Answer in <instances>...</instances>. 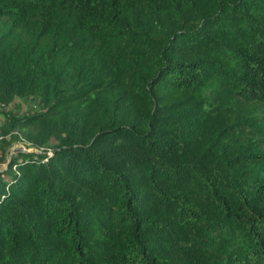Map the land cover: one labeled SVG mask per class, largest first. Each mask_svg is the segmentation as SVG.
Segmentation results:
<instances>
[{"label": "trees", "instance_id": "1", "mask_svg": "<svg viewBox=\"0 0 264 264\" xmlns=\"http://www.w3.org/2000/svg\"><path fill=\"white\" fill-rule=\"evenodd\" d=\"M0 135V264H264V0H0Z\"/></svg>", "mask_w": 264, "mask_h": 264}, {"label": "built area", "instance_id": "2", "mask_svg": "<svg viewBox=\"0 0 264 264\" xmlns=\"http://www.w3.org/2000/svg\"><path fill=\"white\" fill-rule=\"evenodd\" d=\"M15 133L18 134L19 136H22L18 132H15ZM5 137H6L5 135H0V140L5 138ZM30 145L31 144H29L25 138L20 137L19 139L14 141L13 146L10 148L12 150L10 151V149H9V156L11 157L12 155H14L19 150H21L23 152H28V151H33L36 153L42 152V150L40 148L30 147ZM49 153H51V152H49Z\"/></svg>", "mask_w": 264, "mask_h": 264}, {"label": "rangeland", "instance_id": "3", "mask_svg": "<svg viewBox=\"0 0 264 264\" xmlns=\"http://www.w3.org/2000/svg\"><path fill=\"white\" fill-rule=\"evenodd\" d=\"M16 103L19 105V107L22 109V111L27 110V109L30 107V105L28 104V102L23 101V100H21V99H18ZM11 150H12V149H10V151H11ZM7 155H8L9 160H10L11 157L9 156V151H8ZM8 162H9V161H8ZM8 162H7V163H8ZM6 165H7V164H6Z\"/></svg>", "mask_w": 264, "mask_h": 264}, {"label": "clouds", "instance_id": "4", "mask_svg": "<svg viewBox=\"0 0 264 264\" xmlns=\"http://www.w3.org/2000/svg\"><path fill=\"white\" fill-rule=\"evenodd\" d=\"M9 136V135H8Z\"/></svg>", "mask_w": 264, "mask_h": 264}]
</instances>
